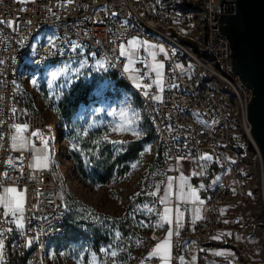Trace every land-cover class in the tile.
<instances>
[{
    "label": "built area",
    "instance_id": "1",
    "mask_svg": "<svg viewBox=\"0 0 264 264\" xmlns=\"http://www.w3.org/2000/svg\"><path fill=\"white\" fill-rule=\"evenodd\" d=\"M230 11V2L220 0H72L70 4L67 0H0V19L19 25L15 31L0 26V60L4 61L0 65V132L5 135L0 141L4 145L0 174L8 173L3 186L26 190L25 229L15 230L0 218V231L14 229L5 233V264H43L46 245L64 233L68 212L53 168L54 152L47 170L33 171L30 150L9 148L11 124L27 123L30 131L45 128L41 115L22 102L19 82L51 63L84 59L91 53L115 65L108 69L138 97L160 160L168 169L161 180L175 181L177 158L184 157L180 161L183 173L204 201L180 205L183 224L179 235L172 237L171 264H181V258L182 264H209L210 253L221 247L233 250V255L220 258L222 264H264V260L254 261L258 250L264 254V191L262 160L246 116L251 92L233 74L229 43L218 28L219 14ZM133 37L157 46L156 60L164 65L162 92L153 86L145 97L124 73L118 45ZM50 38L57 45L54 53ZM69 41L78 42L82 49L73 52ZM160 46L164 53L159 52ZM147 56L142 52L140 58ZM135 67L141 76L148 72L143 64ZM154 78L149 74L141 82ZM155 95L161 100H152ZM12 108L17 109L14 116ZM33 144L40 143L33 140ZM204 155L212 159L201 160ZM9 162L15 168H8ZM224 171L235 184L234 193ZM159 198H155L158 209ZM226 201L236 203L238 214L232 225L221 210ZM190 206L202 209L199 219ZM164 238L162 231L159 239ZM29 239L31 245L26 246ZM184 239L192 255L183 249Z\"/></svg>",
    "mask_w": 264,
    "mask_h": 264
},
{
    "label": "rangeland",
    "instance_id": "2",
    "mask_svg": "<svg viewBox=\"0 0 264 264\" xmlns=\"http://www.w3.org/2000/svg\"><path fill=\"white\" fill-rule=\"evenodd\" d=\"M84 59L89 65L101 60L96 57ZM84 59L51 63L24 75L19 82L22 102L30 110L38 112L44 122L45 128L40 131L48 139L49 155L54 152L56 162L53 168L61 181V194L67 208V197L74 199L71 203L80 202L86 223L94 226L96 231L94 241L89 239L70 244H56L55 239L49 241L43 264H86V260L93 257L98 264H112L113 258L101 253V249L115 251L116 264H141L152 245L162 241L159 237L163 231L154 227H140L141 220L152 225L159 221V216L141 209L147 204L154 212L162 211V207L158 209L155 203L156 197L146 193L154 191L159 185L157 197H161L168 181V177L164 181L161 177L168 169L160 160L153 137L141 143L142 148L134 159L115 162L117 153H121L131 140L143 138L150 128L139 99L134 98L130 89L118 85L117 78L108 74L109 70L97 72L93 68H85L80 76L73 75L79 61ZM59 68L65 71L49 88L51 72ZM32 79L38 80V86L30 83ZM67 79L74 82L68 87H61ZM74 85L87 87V99L69 111L65 97ZM132 110L140 113L135 125L140 136L114 132L113 127L120 120V112L127 111L131 115ZM49 131L51 135L47 136ZM105 136L107 140L102 139ZM112 141L123 143L114 144ZM35 147L39 149L42 145ZM31 162L30 155L29 164ZM104 164L111 166V172L104 182H100ZM133 165L136 167L133 168ZM224 175L230 192L234 193L235 184L229 172L224 171ZM137 193L141 194L137 196ZM235 212L237 215V208ZM233 238L240 241L237 236Z\"/></svg>",
    "mask_w": 264,
    "mask_h": 264
},
{
    "label": "snow or ice",
    "instance_id": "3",
    "mask_svg": "<svg viewBox=\"0 0 264 264\" xmlns=\"http://www.w3.org/2000/svg\"><path fill=\"white\" fill-rule=\"evenodd\" d=\"M17 3H29L34 2V0H16ZM70 4L72 0H67ZM24 11V9H21ZM111 15L115 16L117 13L113 12ZM29 23H31L29 21ZM0 26L4 28L12 29L15 31L18 29L19 25L17 22L10 19H0ZM126 22L121 25L125 27ZM87 35V33H85ZM23 41H20L22 43ZM71 50L76 52L77 49H82V45L76 41H69ZM49 47L53 49V53L57 48L55 41L50 38ZM156 45L150 44L147 41H141L138 38L133 37L132 39L127 40L126 43H120L118 45L119 57L124 58L125 62L123 64V71L133 80L136 88L138 90L142 89L145 97H148L149 90L155 86L157 92H162L163 89V63L156 60L155 52ZM147 53L148 56L146 59H141V53ZM159 52L164 53V48L159 47ZM92 57H96V53H91ZM143 64L145 68L148 69V72L144 73L143 76L139 75V69L135 67L136 64ZM4 61L0 60V65H3ZM109 66L112 65L110 62L105 63L104 60H96L94 65H89L87 59L79 61V67L75 69L74 76L78 77L82 74L81 70L85 68H93L95 71H107ZM65 71L64 68H59L51 72V79L48 81V87L51 88L53 82L57 81L58 77L62 75ZM149 74H154V79L149 83H142ZM74 81L72 79L65 80L61 87H68ZM30 83L35 87L38 86V80L32 79ZM59 99V97H56ZM3 99V97H0ZM154 101H160L161 96L155 95L151 97ZM11 114L14 116L17 112L16 108H12ZM120 120L113 127V131L117 134L130 133L136 137L140 136V132L137 131L135 125L140 119V113L132 110L131 115L127 111L120 112ZM3 124V121L0 120V125ZM5 139L3 132H0V141ZM10 143L9 148L11 151L24 152L31 150L32 162L29 164V168L33 171H42L47 170L50 164V155L48 150V139L44 134L39 130H31L30 126L27 123H13L10 125V136L8 137ZM102 139L107 140V136ZM32 140H36L42 145L39 149L35 147L32 143ZM114 144H122V141H112ZM4 145L0 144V148H3ZM147 151V149H146ZM184 157L177 158V165ZM201 160L208 161L212 157L204 155L200 158ZM8 168H15L14 165H11L9 162L7 165ZM133 168L136 165L132 166ZM179 171V168H177ZM8 173L0 174V218L5 223H10L14 225L15 230H24L25 229V207H26V190L18 189L16 186H3V180ZM202 174V173H201ZM178 181V182H177ZM159 185L156 186L154 191L147 192L146 195L153 198L157 197L159 192ZM143 191V190H142ZM141 193H137L139 196ZM173 197H175V205L173 206ZM158 203L162 205V211L154 212L152 207H149L147 204L142 206L143 211L152 213L153 215L159 216V221L154 225L145 223L143 220L140 221V227H154L159 229H164L167 225L165 238L154 246L153 250L146 257V262H151L153 260H159L160 264H171L172 262V237L173 235H179L180 228L183 224V211L180 208L181 204L186 203H198L202 205L204 201L199 199L196 189H194L189 183L188 180L183 176H179L174 181L173 178L169 177L167 181V186L164 189V194L159 198ZM137 208H140L139 205H136ZM199 209L195 210L196 218L199 219ZM173 224L175 225L173 227ZM13 228H7L0 231V264H5V233L13 231ZM117 240L120 239L119 233L116 234ZM31 239L27 241L26 246L31 245ZM139 243V241L137 242ZM101 253L105 255H110L113 258L112 264H116L115 257L117 253L111 251L110 249H101ZM219 254V253H217ZM60 255H63L61 253ZM86 264H98V261L93 257L92 259L86 260ZM182 264V258H181Z\"/></svg>",
    "mask_w": 264,
    "mask_h": 264
},
{
    "label": "water",
    "instance_id": "4",
    "mask_svg": "<svg viewBox=\"0 0 264 264\" xmlns=\"http://www.w3.org/2000/svg\"><path fill=\"white\" fill-rule=\"evenodd\" d=\"M224 2L231 11L219 14L218 28L229 43L233 74L251 92L246 116L262 160L264 191V0Z\"/></svg>",
    "mask_w": 264,
    "mask_h": 264
},
{
    "label": "trees",
    "instance_id": "5",
    "mask_svg": "<svg viewBox=\"0 0 264 264\" xmlns=\"http://www.w3.org/2000/svg\"><path fill=\"white\" fill-rule=\"evenodd\" d=\"M108 74L114 79L117 78L116 81L118 85L128 88L127 84L121 78H118L110 70L108 71ZM87 92H88L87 87L81 85H74L69 90L67 96L65 97L66 105L67 108H69V111L76 109L78 104L86 101ZM134 96L135 99L138 98L135 94ZM152 137L154 138L150 129V131L143 138L139 140H131L126 145V147L123 148L121 153H117L114 156L115 162L128 161L134 159L137 153L142 148L141 143L152 140ZM110 172H111V166L104 164L102 166V171L100 173L101 174V177L99 179L100 182H104L109 177ZM67 198L69 204H68V212L66 214V219H65V229H64V233L61 236L54 238L56 244H61V243L70 244L80 241H87L89 239H92L94 241V235H96V231L94 230V226H89L86 223L83 217L84 215L81 210L83 205L78 201H74L73 203H71V201H73L74 199L71 197H67ZM254 259H257V257Z\"/></svg>",
    "mask_w": 264,
    "mask_h": 264
},
{
    "label": "crops",
    "instance_id": "6",
    "mask_svg": "<svg viewBox=\"0 0 264 264\" xmlns=\"http://www.w3.org/2000/svg\"><path fill=\"white\" fill-rule=\"evenodd\" d=\"M30 152H31V150H30ZM29 162H30V159H29ZM183 167H184V163H179V165H178V167L177 168H179V176H181V175H183L186 179H187V177L184 175V173H183ZM178 176V177H179ZM177 177V178H178ZM188 180V179H187ZM176 181V180H175ZM188 183H189V181H188ZM164 194V193H163ZM163 194L162 195H160L161 197L163 196ZM160 207H162V205H159V209H160ZM196 209H199V213H201L202 212V209L201 208H199L198 206H190V212L192 213V214H194L195 215V210ZM235 209H236V203L235 202H229V201H226V202H224L223 204H222V213H223V215L225 216V219H226V221H227V224L228 225H232L233 224V221H234V219H235V217H236V212H235ZM198 213V214H199ZM175 225L173 224V227H174ZM166 230H167V225H165V228L163 229V231H164V234L166 235ZM231 236H235L234 234H232ZM232 237V238H233ZM254 242H255V240H254ZM256 243V242H255ZM154 245L155 244H153L152 245V247H151V249L149 250V252H148V254L153 250V248H154ZM183 249L184 250H186V251H188V252H190V255H192V250H191V245H190V243L187 241V240H183ZM217 253H219V254H217ZM230 255H233V250L232 249H229V248H227V247H221L220 249H218L217 251H214V252H212V253H210V255H209V258H208V260H209V264H222V262H221V260H220V258L221 257H223V256H230ZM257 259H254L255 261H262V260H264V254L261 252V251H259L258 250V252H257ZM255 257V258H256ZM141 264H150L149 262H146V260L143 262V263H141ZM155 264H160V262H158V263H155Z\"/></svg>",
    "mask_w": 264,
    "mask_h": 264
},
{
    "label": "bare ground",
    "instance_id": "7",
    "mask_svg": "<svg viewBox=\"0 0 264 264\" xmlns=\"http://www.w3.org/2000/svg\"><path fill=\"white\" fill-rule=\"evenodd\" d=\"M33 73V72H32ZM56 238V237H55Z\"/></svg>",
    "mask_w": 264,
    "mask_h": 264
}]
</instances>
